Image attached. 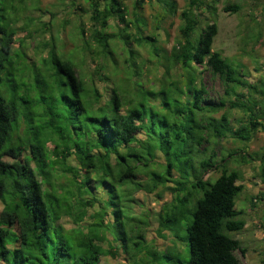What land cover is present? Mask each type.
I'll return each instance as SVG.
<instances>
[{"label": "trees", "instance_id": "obj_1", "mask_svg": "<svg viewBox=\"0 0 264 264\" xmlns=\"http://www.w3.org/2000/svg\"><path fill=\"white\" fill-rule=\"evenodd\" d=\"M37 1L0 0V264H102L121 253L129 264L165 263L163 257L166 264H242L237 252L246 249L227 232L245 228L235 206L245 187L226 159L217 161L212 140L227 133L248 140L264 130L258 109L264 84L258 89L244 65L214 50L217 0H189L181 37L169 55L160 56L163 72L148 87L127 79L141 74L131 43L158 52L157 34L145 36L148 23L141 15L153 0H135L133 21L123 0H85L91 23L78 26L82 43L70 55L57 49V12L44 11L50 19L43 21L33 15L40 10ZM159 1L177 13L175 0ZM205 11L211 17L204 24ZM111 20L124 24L117 34L109 32ZM46 33L48 39L34 41ZM29 39L36 42L30 64ZM119 44L128 52V67L121 69ZM77 54L95 62L91 73ZM204 70L221 80L228 101L208 99ZM220 110H240L248 123L234 129L227 112L214 116ZM248 157L260 163L264 183V150ZM219 167L213 183L203 179ZM140 192L158 199L172 194L158 213L157 236L167 231L179 237L178 229L172 231L191 211L185 246L157 249L147 234L150 219L137 212ZM65 218L73 227H65Z\"/></svg>", "mask_w": 264, "mask_h": 264}, {"label": "rangeland", "instance_id": "obj_2", "mask_svg": "<svg viewBox=\"0 0 264 264\" xmlns=\"http://www.w3.org/2000/svg\"><path fill=\"white\" fill-rule=\"evenodd\" d=\"M127 10L128 19L133 21L135 18L136 10L134 9L135 0H123ZM178 6L177 13L171 15L166 10V6L159 0H153L152 2H146L141 15L147 21L148 26L144 32L145 36L152 33L157 34L158 40V52L156 53L150 47H139L135 43H131V47L136 51L137 63L140 67V75L134 76L130 80L127 79V83L133 85L134 81H143L145 87H148L152 81L157 79V75L161 74V57L162 55H169L172 46L180 39V29L183 25V19L181 18V12L188 6L189 0H175ZM229 4H238L241 9L238 12H226L224 7ZM40 10L33 11V15L43 16V21L50 19V14L44 11L57 12L56 18L53 19L54 28L53 33L60 40H56L57 49L65 55L76 53L79 45L82 41L79 39L78 26L85 25L87 29L90 25L89 11L90 4L85 0H38L35 4ZM215 18L218 24V34L214 42V50L220 51L223 56L230 60L239 62L246 68L247 80L256 85L258 89L262 88L264 84V0H217L215 5ZM211 17L207 11L202 15L201 21L205 24ZM111 26L109 32L117 34L121 27L115 20L110 21ZM156 26L158 28H156ZM24 32H19L18 37H23ZM49 35L46 33L42 37L34 38V41L38 39L46 38ZM32 39L28 40V48L26 49L27 63H31L34 60V45L31 43ZM115 38V43L117 42ZM19 48V44H15ZM124 45L119 44L116 49V57L118 65L128 67L125 64V60L128 58V52L124 51ZM123 48V49H122ZM85 55L77 54L76 61L80 62L82 59L86 60L83 65L86 74L91 73L94 69L95 62L90 57H84ZM112 67V62L109 61V73ZM159 69V71H158ZM178 70V69H177ZM150 71V72H149ZM181 72V70H180ZM120 72L119 77H129V73L122 74ZM89 77V76H88ZM21 79L20 77H18ZM263 80V84L261 83ZM202 83L208 90V99L219 102L223 98H227L228 101L231 96L225 94V86L218 77H213L211 74L204 70L202 77ZM241 89H238L240 91ZM243 92L248 93L247 89H243ZM252 94L255 98H259V95ZM264 104V102H263ZM260 111L264 112V105L258 107ZM224 112H227L230 119V124L234 129L240 128L242 125L248 123V118L245 113L240 110H220L215 113L214 116L219 118ZM24 128V123H22ZM22 128V129H23ZM212 147L217 154V161L220 163V159H226L225 165L229 169L237 170L240 173V180L238 183L244 185V190L239 194L236 200V209L241 211L239 215L246 222L245 228L240 232H227V234L233 238H238L242 245L246 249V253L242 254L237 252L242 264H264V183L260 177V163L258 161H252L249 155H253L256 152L264 150V130H258L248 140H238L231 133H227L225 137L212 140ZM237 152L238 154L231 155V153ZM189 171V168L187 169ZM221 168L211 169L203 174V179H212V183L220 175ZM190 172V171H189ZM191 174V173H190ZM197 192L201 195L199 189ZM139 199L142 200L143 206L137 207V212H144V215L148 220L150 219L151 226L148 230V238L155 241L156 247L159 251H164L168 247L186 245L187 231L186 225L191 222L192 213L186 214L184 221L180 224L181 228H175L172 232L178 229L179 237H172V234L167 231L164 233L166 236H157L156 228L158 226V213L164 203H170L172 200V194L166 192L162 194V198L158 199L156 194H147L145 192L137 193ZM254 200L255 206H252L251 199ZM195 204V202L193 203ZM193 204L189 207H193ZM1 208V205H0ZM168 210L164 211L163 216ZM65 227H73L72 222H69L68 218L62 220ZM122 236L121 233H119ZM166 262L168 260L163 257ZM184 260V255H183ZM160 263V264H166ZM102 264H129L125 259L123 253L118 258H106Z\"/></svg>", "mask_w": 264, "mask_h": 264}]
</instances>
